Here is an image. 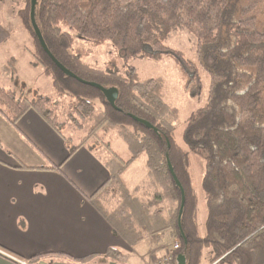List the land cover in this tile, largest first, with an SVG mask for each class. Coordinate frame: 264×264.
Masks as SVG:
<instances>
[{
  "label": "trees",
  "instance_id": "1",
  "mask_svg": "<svg viewBox=\"0 0 264 264\" xmlns=\"http://www.w3.org/2000/svg\"><path fill=\"white\" fill-rule=\"evenodd\" d=\"M30 11L31 0H25L18 14L31 35L35 64L52 80L55 93L28 98L0 85V113L16 124L28 110H35L62 136L68 156L84 144L97 148L87 143L98 133L94 131L103 130L107 136L111 127L128 128L130 146L137 145L131 159L147 153L150 173L177 202L171 227L179 242L172 251L174 264L179 253L185 254L187 264H201L206 248H211L213 262L264 264V0H37L36 21L52 54L78 77L116 87V107L98 88L57 66L35 34ZM178 27L195 37L197 60L166 44ZM76 35L91 45L111 42L124 61L170 57L180 70L184 91L192 97L202 95L205 74L206 100L186 119L187 149L175 139L172 119L177 111L164 100L162 81L143 80L135 66L124 63L122 70L115 59L104 68L91 65L85 60L91 49L76 47ZM98 103L100 117L91 134L72 145V137L63 131L62 115L81 127L80 121L93 114ZM132 115L150 121L157 130ZM102 138L106 137L99 135L97 143L111 151ZM190 152L206 163L204 235L199 232ZM168 159L185 190L180 223L182 193ZM40 256L29 261L36 262Z\"/></svg>",
  "mask_w": 264,
  "mask_h": 264
},
{
  "label": "crops",
  "instance_id": "2",
  "mask_svg": "<svg viewBox=\"0 0 264 264\" xmlns=\"http://www.w3.org/2000/svg\"><path fill=\"white\" fill-rule=\"evenodd\" d=\"M18 28L0 24V85L14 90L8 81L15 80L21 66L45 75L29 44L19 50L18 35L23 33ZM68 155L62 136L35 110L16 124L0 113V264H128L125 254L132 255V264H158L174 250L161 242L164 234L173 235V207L151 208L150 218L162 217L164 226L140 225L131 242L108 216L123 201L115 194L118 186L139 189L128 185L126 169L112 170V155L104 148L83 145ZM143 243L148 244L137 247ZM39 255L36 262L29 261Z\"/></svg>",
  "mask_w": 264,
  "mask_h": 264
},
{
  "label": "rangeland",
  "instance_id": "3",
  "mask_svg": "<svg viewBox=\"0 0 264 264\" xmlns=\"http://www.w3.org/2000/svg\"><path fill=\"white\" fill-rule=\"evenodd\" d=\"M24 4L25 0H0V24H12L16 29L19 26L18 31H22L21 33H23L18 35L19 50H24L22 49V45L27 43V45L29 44V50L32 49L33 54L35 48L32 44L31 35L25 28L22 19L18 14V10L23 7ZM24 39L26 40V42H22V40ZM75 42L76 47L82 46L91 49V53H89L85 57V60L93 66L104 68L109 60L115 59L114 61L117 67H122V70H124V63L135 66L138 69L139 75L143 80L151 77L159 78L164 85V100L171 108L177 111L176 117L171 115V117L173 116V124L176 125L174 130L175 139L184 148H188L183 140V132L188 116L193 110L202 106L206 100L209 80L206 78L205 74H203L205 80V88L202 95L198 97H192L184 91L183 81L180 77V70L174 63V60L170 57H162L159 60H153L145 57H132L128 61H124L123 58L119 55V52L115 50L111 42H106L105 44L99 46L93 44L91 45L88 40L80 38L77 35L75 38ZM166 44L170 47L182 50L188 58L197 60L196 39L183 27L174 29L166 39ZM1 52L3 55L7 54L6 48H2ZM7 65L12 66L13 64L8 62ZM3 67L1 68L5 70V66ZM39 67H41L43 70V67L41 65H39ZM18 80L20 82H18ZM10 83L13 84L15 91L19 95L26 96L28 98L34 97L35 94L53 95L55 93L52 80L48 76L36 75L31 71L28 72L27 68L25 69L24 66H21L18 72L15 73L14 81L9 79L8 84ZM66 102H68L67 99ZM100 110L101 107L98 103L93 114H91L86 120L80 121V123L82 124L81 127L73 122L67 114L62 115L61 120L65 122L63 131L67 136L72 137V145L78 144L84 137L89 135L91 129L99 121ZM66 112H68V110ZM95 132H98L99 134H93L87 143L95 144L97 148L101 149L104 145L102 144V146H100L101 143H97L98 136H105L106 138L102 139H105V142H107V144L111 147V151L109 152L111 153L112 158L109 161V165L111 166L112 170L116 171L118 168L119 170H121L122 168L126 169L125 178L128 182V185L134 184L139 188L135 190L118 186L115 194L118 196H122V198L119 197V201H123L119 202L117 206L118 208H116L117 211L108 213V216L111 217L115 221V223L120 224V227L123 228L125 234H127V237L131 239V242H134L137 234L139 235V233H136V227H139L140 225L153 223L154 228L163 227L164 219H162V217L150 218L151 216L148 215V213L151 211V208L153 209L158 207H161L162 210H167L170 207H173L174 212L176 211L175 207L177 206V202L170 197L168 191L162 185H160L155 176H153V174H150V170L146 165V162L148 160L147 153L142 152L138 158L131 159L137 150V145H134L133 147L130 146L128 140H130L132 137L128 128H125L122 131L120 127H111L109 129V135L107 136L106 133L103 132V130H97L93 133ZM116 153L120 158H122V160H119L117 158ZM189 159V172L191 175L195 194L198 198L199 232L201 235H204L206 232V219L208 215V209L204 189L202 186V179L204 176L206 163L203 157L194 152H190ZM124 162L128 163L125 164ZM126 194H129V197L127 199L125 198ZM133 194H136L137 198H134ZM139 200H141L142 202H140ZM149 220L150 222H148ZM164 228H167V226ZM169 228L172 230L171 226H169ZM176 241L177 240L173 237V235L170 236L168 234H164L161 239L162 244L166 246L168 245L169 247H174ZM147 244L148 243H143L140 246L139 244H135V246L137 245V247H141ZM129 256L132 257L131 254H125L123 258L125 261H128V264H132V259H129ZM136 260L137 259H135L134 262H136ZM137 263L140 264L141 262L137 261ZM201 264L227 263L220 261L213 262L212 250L211 248H206L204 250Z\"/></svg>",
  "mask_w": 264,
  "mask_h": 264
},
{
  "label": "water",
  "instance_id": "4",
  "mask_svg": "<svg viewBox=\"0 0 264 264\" xmlns=\"http://www.w3.org/2000/svg\"><path fill=\"white\" fill-rule=\"evenodd\" d=\"M36 5H37V0H31V11H30V15H31V22H32V26L34 28V31H35V34L36 36L38 37L39 39V42L42 46V48L44 49V51L53 59V61L57 64V66L68 76H72L74 78H77L79 81L81 82H84V83H87V84H90L96 88H98L100 91H102V93L104 94V96L106 97L107 101L113 106V107H116V99L118 97V89L116 87H106L100 83H97V82H89V81H86L80 77H78L74 72H72L71 70H69L64 64H62L53 54L52 52L50 51L44 37H43V34H42V31L36 21V15H35V10H36ZM133 118L145 125L146 127L148 128H153L155 130H157L156 126L153 125L150 121L146 120V119H143V118H140L138 116H135V115H132ZM168 167H169V170L174 178V180L176 181V184L179 186V188L181 189V193H182V199H181V205H180V210H179V214H178V221L180 223L181 221V216H182V213H183V209H184V205H185V190L180 182V180L178 179L175 171H174V168H173V165L171 163V161L168 159ZM181 235L183 237H185L183 231L181 232ZM176 264H187V261H186V256L185 254L183 253H179L177 255V258H176Z\"/></svg>",
  "mask_w": 264,
  "mask_h": 264
},
{
  "label": "built area",
  "instance_id": "5",
  "mask_svg": "<svg viewBox=\"0 0 264 264\" xmlns=\"http://www.w3.org/2000/svg\"><path fill=\"white\" fill-rule=\"evenodd\" d=\"M178 247H179V242L177 240L173 248L177 249ZM173 260H174V257H173L172 251L167 252L166 254L161 256V258L158 260V264H174Z\"/></svg>",
  "mask_w": 264,
  "mask_h": 264
}]
</instances>
